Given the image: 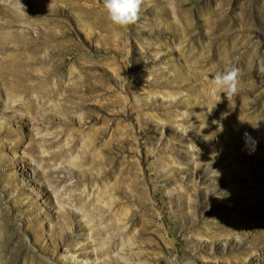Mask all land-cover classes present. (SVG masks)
I'll list each match as a JSON object with an SVG mask.
<instances>
[{"label": "rangeland", "instance_id": "374dc122", "mask_svg": "<svg viewBox=\"0 0 264 264\" xmlns=\"http://www.w3.org/2000/svg\"><path fill=\"white\" fill-rule=\"evenodd\" d=\"M232 66L221 119L199 83L220 96ZM14 69L38 112L1 80ZM245 131L264 169V0H142L126 28L103 0H0V264H264Z\"/></svg>", "mask_w": 264, "mask_h": 264}, {"label": "bare ground", "instance_id": "6f19581e", "mask_svg": "<svg viewBox=\"0 0 264 264\" xmlns=\"http://www.w3.org/2000/svg\"><path fill=\"white\" fill-rule=\"evenodd\" d=\"M106 23L104 25H111V23L108 20H104L103 23ZM100 24V23H98ZM188 24V23H187ZM226 24H230L229 22L224 23L223 25L225 26ZM52 36H58L57 33H52ZM60 43L63 45L62 47L60 46L59 48L50 51L48 53V56L53 55V54H62L65 50H70L73 51L75 49V46L73 43H70L68 39L62 40L60 41ZM170 47H168V45L165 46V49H169ZM171 48H174L173 46ZM174 50V49H172ZM255 53L256 52H252L248 59L247 62L250 64L254 61L255 59ZM215 54V53H214ZM217 54V53H216ZM222 52H218V55H221ZM199 57V56H198ZM206 59L207 58H212L214 57L213 54H205ZM64 58V57H63ZM181 59L182 61L186 64H188L189 68L192 69V66L195 67V70L197 73H199V69L198 66L196 64V60L195 59H191L190 55H189V51H184L181 50ZM39 60V58H38ZM221 61L224 59H220ZM58 65L57 64L54 66V68H56ZM193 70V69H192ZM28 74L20 69H14L8 73H1V80L6 83L8 85V89L11 92H14L15 94H18V92H21V96L22 99H20V102H23L27 105H29V103L32 105V109L37 111L40 110V106L39 103L37 101H40L43 97L44 93H41L38 90L39 85L36 84H32V83H26V79L28 78ZM260 78H262L261 75H259ZM61 81V80H60ZM59 81V82H60ZM202 86H204V89L202 90V96L203 98L207 101V104L209 105L212 113L218 117H220L221 119L223 118H232V116L234 115L233 111L234 108L232 106H230V104L232 103L233 100V96L231 98L230 101L227 100V98L224 96V94H221L220 96L213 98V97H209L206 98L203 93L206 91L207 87H205V85H203V83H199ZM28 97V98H27ZM68 100H65L63 103V107L65 108V112H68V110L72 109L73 106L66 104ZM173 102H175L176 100H172ZM146 102V101H145ZM76 108H79V103L77 104ZM191 113V112H189ZM196 116V113H195ZM195 122H198L199 118L195 117ZM256 152L255 150L251 152V154L248 152H244L243 155L245 157V159H253V163H252V168H251V172H250V178L252 180H260L261 177L264 175V169L263 166L261 165V162L258 158H254ZM108 169L105 168L104 169V173H107Z\"/></svg>", "mask_w": 264, "mask_h": 264}, {"label": "clouds", "instance_id": "9594fccd", "mask_svg": "<svg viewBox=\"0 0 264 264\" xmlns=\"http://www.w3.org/2000/svg\"><path fill=\"white\" fill-rule=\"evenodd\" d=\"M142 0H103V7L107 13L108 19L115 25L126 28L136 23L139 18ZM239 69L235 66L225 70L223 73L217 72L214 74L212 84L214 85L213 92L222 89L224 96L228 101L237 91V78ZM211 113V109H209ZM239 123L244 121L238 117ZM213 124H218L213 120ZM239 129L237 128V131ZM207 142L209 139L204 138ZM244 140V147L251 154L255 150L257 141L252 137L251 133L245 131L242 134Z\"/></svg>", "mask_w": 264, "mask_h": 264}]
</instances>
